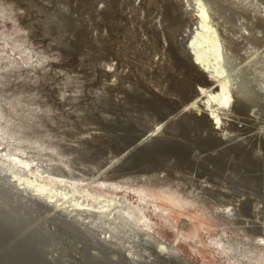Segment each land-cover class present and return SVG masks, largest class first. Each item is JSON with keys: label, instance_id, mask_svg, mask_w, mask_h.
<instances>
[{"label": "rangeland", "instance_id": "rangeland-1", "mask_svg": "<svg viewBox=\"0 0 264 264\" xmlns=\"http://www.w3.org/2000/svg\"><path fill=\"white\" fill-rule=\"evenodd\" d=\"M202 1L220 38L224 31L237 41L228 51L221 38L230 79L251 92L258 90L244 110L263 111L264 50L259 53L261 44L246 35L262 32L264 25H251L258 11L264 16V0ZM177 6L169 8V23L172 15L181 14L184 19L174 33L191 21ZM39 9L37 0H0V264H110L112 259L116 264H264V231L259 228L264 221V121H259V113L252 123L246 112H232L231 117H242L234 124L242 122L244 130L257 131L259 137L223 150L215 160L204 163L195 154H214L222 146L219 142H211L208 148L194 142L190 154L195 159L189 162L178 159L169 148L156 147L142 164L137 165L138 159H130L132 164L124 159L114 162L122 165L107 166L131 142L133 128L139 133L160 118L149 104L151 99L162 101L161 114H172L174 104L182 106L196 91L200 75L175 60L173 52L167 51L161 62H155L154 54L143 51L147 46L142 25L126 18H106L100 27L92 16L96 23L91 25L97 26L91 34L98 39L93 44L82 32L64 39L40 38L35 31L38 24L26 19L36 17ZM219 14L222 17H216ZM143 36L146 39V33ZM95 45L104 46L97 51ZM198 119L199 125L187 122L184 131L174 122L165 133L160 129L157 137L160 133V139L208 136L205 120ZM242 127L228 128L222 122L220 132L237 133ZM10 151H24L23 156L33 163H15L8 158ZM221 155L227 159L225 164L223 157L219 160ZM36 170L42 177L46 173L59 176L54 182L40 178L51 181L50 185H71L80 193L85 189L124 202L140 221L136 225L126 219L118 225L115 216H109L110 225H116L113 237L98 243L107 215L91 217L96 223L92 226L80 224V218L29 201L13 186L19 185L16 179L9 182L13 174ZM205 183L216 192L205 190L201 186ZM77 192L75 197L86 201L85 193ZM237 198L259 205L257 216L239 211L241 204L234 205ZM223 206L235 208L226 211ZM144 237L147 241L142 242ZM159 240L173 248L174 256L162 261L149 252ZM129 250L137 259L133 263L121 259V252Z\"/></svg>", "mask_w": 264, "mask_h": 264}, {"label": "bare ground", "instance_id": "bare-ground-1", "mask_svg": "<svg viewBox=\"0 0 264 264\" xmlns=\"http://www.w3.org/2000/svg\"><path fill=\"white\" fill-rule=\"evenodd\" d=\"M217 1L218 0H216V2ZM192 3H194L195 5H193ZM225 5H228V4H225ZM168 6L169 5H167L165 9V13H164L165 18L167 20L164 26L166 29L167 36L169 38L168 51L171 52V54L173 52L172 54L173 57L175 58V60L180 61L181 65H185L186 67L196 71L200 75L199 77L200 80L198 84L195 86L194 91L195 90L196 91L192 93L190 98L187 99L182 106L176 108L177 106L175 107V104L173 105L172 111H171L173 112L172 114H169V112H165L161 114V112L163 111L159 110L158 107L161 106L159 104L162 101L157 100V98L155 100L151 99V101H149V104L151 105V107L155 109V113L157 115L160 114V118H158L151 127L142 129V131H140L139 133H137V130H135L136 128H133V126H130V128H133L134 134L132 136L134 137L131 139V142H128L126 145L123 146L120 152H118L119 153L118 156L112 157L113 159H110L111 163L127 159V161L125 160V163L128 162L132 164L131 160L138 159L139 161L137 162L135 161L137 165H138V162L142 164L141 163L143 162L142 159H144L145 156H147V153L149 151L153 150L156 147L169 148L177 154L178 159H181L182 161H185V162L187 161L189 162L195 159L193 157L194 154L193 155L190 154L191 149L195 147L194 145L195 143L198 144V146L200 145L201 148H205L211 142L213 143L219 142L222 146L219 145L216 149H214L215 150L214 154L211 153V154H207L206 156L195 154V156H197L196 158L201 159V157H203V160L202 159L201 160L204 162L208 159L215 160V158H217L218 155L221 154L222 151L225 149L236 148L240 144L245 145L247 138L249 137L250 138L254 137L255 139L259 137V133L258 134L255 133L257 131L248 133L247 130H244V127L241 126L243 125L242 122H240L238 125L234 124L235 122L241 121L240 120L242 119L241 116H239L238 118L231 117L232 112L234 111L245 113L248 109L247 107L244 110V108L247 106L245 105L246 101L247 102L249 100L252 101L254 99L253 95H255L256 97L258 93V90L256 88L254 92L253 91L251 92V90H247L245 87H243V84H240L237 81H232V79H230L229 77L231 75H228V72H227L228 68L227 70H225L224 68V61H225L224 57L226 56L227 53L224 55L222 52L221 38L224 39V43L227 46L228 51L229 49L231 50L233 47L237 46L236 45L237 41L235 40V38H232L230 35L224 33V31L221 32L222 37L220 38V34L216 26H214V23H212L213 19L211 20L210 15L207 12L205 3L202 0H185V2L179 5L182 7L184 12L188 13V15L186 16L189 17L191 21L189 25H187L185 28L183 29L181 28L176 33H174V30H176L179 27V25L183 24L184 18L181 16V14L172 15L170 17V23H169V8L172 5L169 7ZM179 6H177V9ZM221 13H223V11ZM257 15L253 16L252 18L253 24L251 25V27H257V26H260L261 24L262 26L264 25V22L261 21V20H264V16H261L260 11L257 12ZM219 16L221 15L219 14L216 17H219ZM222 21L223 19H221V23L218 25V27L220 25L222 26L223 24ZM260 31L262 32L258 34L257 36L253 35L252 34L253 32H250V33L247 31L245 32V33H249L248 35H246L248 39H250L252 42L254 40H258V41H255V43L261 44L260 52L258 51L259 53H261L264 50V27H262ZM175 38H176V41H175ZM172 42H175L177 45H175ZM74 46L78 48L79 45L75 43ZM257 49L255 51H257ZM179 54H182V55L179 56ZM240 64L242 66V63ZM237 69H238V66H237ZM261 100H264L263 96L261 97ZM262 106H264V103ZM255 113H259V116H258L259 121L260 120L264 121V110L256 112V108H252V111L250 113L246 112L247 119L251 120L252 123H255L256 121V118H254ZM198 118L205 120L207 129H208V136L206 137L202 135V136L195 137L193 139L190 138L186 140H176L171 137L167 139H160V136L162 135L161 133L159 135V138L157 137V134L159 133L160 129H162L160 132L165 133V131H168V126H172L174 122L175 123L178 122L179 124H181L179 128L182 130L185 124H187V122H191L192 124H195L197 126L199 125ZM222 122H223V126H226L228 128H232L233 126L242 127L240 128L241 131L237 133H231V134H229L227 131L220 132L222 130ZM263 125L264 123H262L261 128ZM139 127L137 128L140 130L141 128ZM259 131L261 130L259 129ZM11 151L7 152L8 158L12 159L15 163L21 164V162H23L25 165H30L31 163H33L31 159H28L29 157L25 158V156H23V154H25L24 151H21L20 153L19 151L18 153L11 152ZM252 154H256V151L254 149H252ZM222 157L224 158L222 163L225 164L226 157L221 155L219 160L222 161L221 160ZM113 163L106 164V165L107 166L113 165ZM117 164L115 165L117 166ZM133 164H134V161H133ZM118 165H122V164H118ZM126 166H128V164ZM36 167L38 168L41 166L36 165ZM39 171L40 170H36V173L34 171L26 172L25 175L23 176L13 174L9 178V182L13 184V179H16L19 185L13 184V186L15 187L17 192H19L23 197H25L28 200L30 199L29 201L39 202L40 204H43V205H49V207H51L52 210L59 209L64 212V216L66 217L68 216L74 217L75 220H78V221L80 218L79 222L80 224H83V225L92 226V224H96V223L93 221L94 219H91V217L93 218L94 216L97 218V217H101L105 215L108 216L106 217L107 219L109 218V216L110 218L112 217V215L115 216L113 217V220L115 223L117 222L118 225L120 222L122 223L123 220H126V219L127 220L131 219L132 221H134L135 224L140 221V217H138V214H135L133 209L128 207L124 202L118 201L113 197H110L107 195L104 196L103 194H100V193L96 194V193H93L85 189H82V190L80 189L81 193L82 192L85 193V198H86V201H81V199L79 200L77 199V197H75L74 193L78 191L75 186L70 185V188H65L63 186L56 187V186H53L52 184L50 185V182L53 181V179L55 180V178H58L59 176H52V174L50 175L46 173V176L42 177ZM97 172L100 173L101 171H97ZM40 178L41 179L49 178L51 179V181H47L46 179V181L43 182L40 180ZM61 178H63V176H61ZM108 182L109 181L107 180H102V183H108ZM208 185H209L208 183H205V184H202L201 186L205 190L216 192L215 190H213L214 188L212 185H210V187H208ZM40 194H42L44 197L41 196ZM94 199H99V201L97 200L98 205L94 203ZM236 200L238 202L236 201L234 205L241 204L238 207L239 211H243L247 215H250L254 218L257 216V213L259 212L258 210L260 208L259 205H258L259 206L258 208V206H255L253 202H250V205H249L247 200H245L244 202L240 201L241 198H237ZM227 202H233V201H227ZM257 202L258 201L256 200V203ZM230 208H235V207L234 206L224 207L226 211L230 210ZM231 212L232 210L230 211V214ZM46 214L44 215L46 216ZM89 216L90 218H88ZM251 220L255 221V219H251ZM111 222L112 220L110 221L108 219L107 226L103 228L101 231L102 234L99 233V235L97 236L96 241L98 243L108 242L111 240V237H113V228L116 227V225H113V226L110 225ZM88 223H90V225ZM259 228L260 230H262V232L264 231V221L263 223L260 222ZM132 230L134 231V229ZM142 239H143L142 242L147 241V238L145 237ZM155 244L156 245L151 247L152 249L149 252L152 253L157 260L165 261L168 258H171L172 256H174L173 248L166 245L164 242L159 240ZM125 254H126L125 257L128 260L129 259L132 260L134 258V254L130 250L128 252H125ZM127 256H129V258ZM174 259H177V257ZM108 261L111 264V261L110 260Z\"/></svg>", "mask_w": 264, "mask_h": 264}, {"label": "built area", "instance_id": "built-area-1", "mask_svg": "<svg viewBox=\"0 0 264 264\" xmlns=\"http://www.w3.org/2000/svg\"><path fill=\"white\" fill-rule=\"evenodd\" d=\"M40 9L36 17L26 16L38 24L37 30L40 38H69L74 33L75 36L82 32L87 37H83L93 44L98 40L91 34L96 26L91 23L97 21L99 26L106 23V18H113L116 21L126 18L129 21L138 22L142 38L145 40L147 50L144 52L154 54L155 62H161L164 54H167L169 38L165 29V9L177 3L181 5L185 0H37ZM174 2V3H173ZM168 6V7H169ZM94 16L95 18H93ZM95 21H92L91 19ZM83 24L79 25L78 23ZM96 23V22H95ZM33 25V24H32ZM146 33V39L143 34ZM166 36H165V35ZM75 37L72 39L74 40ZM102 46L95 45V50L99 51ZM169 52V51H168ZM125 252H121V259L126 263H133L136 257L126 259ZM129 258V256H127ZM118 261L111 260V264ZM146 262H150L146 259Z\"/></svg>", "mask_w": 264, "mask_h": 264}]
</instances>
